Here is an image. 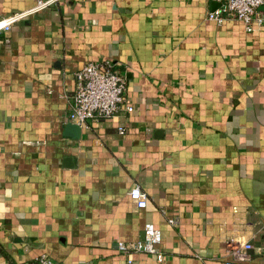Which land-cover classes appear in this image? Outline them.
<instances>
[{"label": "crops", "instance_id": "crops-1", "mask_svg": "<svg viewBox=\"0 0 264 264\" xmlns=\"http://www.w3.org/2000/svg\"><path fill=\"white\" fill-rule=\"evenodd\" d=\"M222 1L58 0L0 34V264H224L244 243L264 264V24L207 21ZM104 62L134 110L78 127L75 73ZM147 223L161 263L116 251Z\"/></svg>", "mask_w": 264, "mask_h": 264}, {"label": "built area", "instance_id": "built-area-1", "mask_svg": "<svg viewBox=\"0 0 264 264\" xmlns=\"http://www.w3.org/2000/svg\"><path fill=\"white\" fill-rule=\"evenodd\" d=\"M57 1L37 0L32 9L0 19V34L9 32L20 20L47 9ZM261 7H264V0H223L218 8L208 12L206 19L216 25L225 21H239L247 32H252L254 26L264 24V14L259 11ZM125 95L126 78L110 62L88 63L75 73L73 101L66 119L82 127L88 120L99 122L111 119L120 111L132 113L134 109L127 104ZM124 131V128H118L120 134H124ZM128 196L137 209L146 208L147 196L139 187L131 188ZM168 224L176 226L177 219H168ZM160 241V230L147 223L140 240L131 243L117 242L116 251L127 257L146 254L161 263L164 255L157 249ZM252 248L250 243H244L241 250L235 251L234 257L224 264H241L248 259V251ZM36 260V264H57L44 254ZM127 263L131 264L132 261L128 259Z\"/></svg>", "mask_w": 264, "mask_h": 264}, {"label": "water", "instance_id": "water-1", "mask_svg": "<svg viewBox=\"0 0 264 264\" xmlns=\"http://www.w3.org/2000/svg\"><path fill=\"white\" fill-rule=\"evenodd\" d=\"M260 9H264V7H261Z\"/></svg>", "mask_w": 264, "mask_h": 264}]
</instances>
